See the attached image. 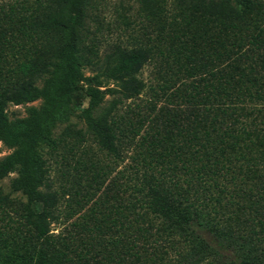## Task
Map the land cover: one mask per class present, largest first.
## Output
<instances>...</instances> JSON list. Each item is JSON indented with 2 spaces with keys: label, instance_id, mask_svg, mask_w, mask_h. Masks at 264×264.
<instances>
[{
  "label": "trees",
  "instance_id": "16d2710c",
  "mask_svg": "<svg viewBox=\"0 0 264 264\" xmlns=\"http://www.w3.org/2000/svg\"><path fill=\"white\" fill-rule=\"evenodd\" d=\"M60 1L59 12H43L32 24L47 52L39 65L10 52L17 25L0 17V46L12 44L10 56H0V142L14 148L0 158V180L18 169L11 186L26 198L12 199L0 186V258L15 251L36 264H264V1L196 0L188 16L207 22L175 15L167 42L116 45L101 58L85 44L88 0ZM147 62L158 66L154 101L136 110ZM88 66L93 75L84 74ZM82 80L97 85L84 111L87 132L115 162L131 161L105 188L118 204L99 197L85 223L72 222L85 233L55 234L61 196L38 146ZM41 96L40 109L9 119L8 104ZM120 104L127 119L137 113V123L115 124ZM80 166L64 175L71 188L90 187L82 196H93V183L110 169L85 177L87 165Z\"/></svg>",
  "mask_w": 264,
  "mask_h": 264
},
{
  "label": "rangeland",
  "instance_id": "374dc122",
  "mask_svg": "<svg viewBox=\"0 0 264 264\" xmlns=\"http://www.w3.org/2000/svg\"><path fill=\"white\" fill-rule=\"evenodd\" d=\"M188 1L187 5L180 7L175 0H88L85 8L86 48L91 56L93 54V56L101 58L116 45L138 47L153 45L158 40L167 42L168 24L175 19V15L184 17L183 14H186V19L193 20L192 23L197 25L210 20L206 16L201 18H196L193 14L188 16L192 12L193 3L196 0ZM41 4H44V6ZM159 9H161L162 13H160ZM60 10V0H0V17L5 20L11 18L12 22L17 25L14 35L9 37V39L18 44L10 52L16 56L28 54L31 61L37 63V65L44 61L47 52L41 45L43 38L40 37L42 34L33 32L32 24L41 17L43 12L47 13L45 16H50ZM153 16H157L156 19H153ZM180 16L176 19L179 20ZM158 17L166 21L164 29L159 25L160 20H158ZM20 24H26L28 28L23 30L18 27ZM11 46L12 44L9 47L1 45L0 56L4 58L10 56L7 50H11ZM157 67L155 62H147L142 69L141 77L146 82L147 87L140 97L133 101L134 105L131 104L136 110H139L137 106H141L142 109L145 108L144 110H146L147 105L154 101L153 91H151L150 87L156 83ZM83 71L85 75H93L96 69L93 66H88ZM111 83L109 81V85ZM37 84L39 87L44 86V82L40 80L37 81ZM110 86H113V84ZM90 87H97V85L94 84V81L86 80L78 83L77 90L69 97V107L63 110L60 117L50 124L48 137L40 140L38 146L39 153L45 161L46 176L49 178L53 188L59 190L61 196V222L55 224V227L53 226L54 229L51 233L58 234L62 232L63 235L69 234V231H72V233H85V226H73L72 222L85 223L84 219L92 214L91 206L99 200V197H103L104 200L109 199L110 202L118 204L119 202L114 200L115 198L109 197V193L104 194L105 188L111 185L112 179L117 175L118 170L123 167V164L131 161L130 158H127L124 163L115 162L100 147L94 136L87 132L84 111L89 105L90 97L88 93ZM100 88L104 89L105 86H100ZM106 98L111 100L114 96L109 94ZM163 102L164 99L159 103L162 104ZM44 103L45 98L43 96L21 104L11 103L6 106L7 115L11 120L26 117L31 107L40 109ZM125 108L126 105L120 104L118 106L113 116L114 119L112 118L116 121V125L128 126V121L137 123L139 118L137 113L129 112L130 108H127L130 118L127 119L125 117ZM13 149L0 142V158L10 154ZM128 149L134 150L136 153L139 147L131 143ZM83 163L87 165L84 171L85 177H92L94 172L97 170L100 172L103 168L105 170L110 169V173H107V175L100 173L98 181L93 183L95 186L92 189L95 193L93 196H82V193L87 188L90 189V187L82 188L78 185V188H71V182L69 181L72 177L64 175L65 172H75V167H81L80 165ZM18 174V169L8 173L0 180V186L3 194L15 200L26 201V198L22 196V192L14 191L11 186L12 180ZM84 182L85 178L83 177L81 183L83 184ZM96 186H99V188H96ZM111 189L115 190L114 193H116V189L112 187ZM109 191L111 190L109 189ZM76 200H79L80 203H77ZM70 212L71 215H68ZM84 214L86 216H82ZM213 245L216 246L215 244ZM221 252L230 253L224 249ZM37 260L39 263L43 261L40 257ZM0 262L1 264H36L35 260L29 257H21L15 254V251L0 258Z\"/></svg>",
  "mask_w": 264,
  "mask_h": 264
}]
</instances>
